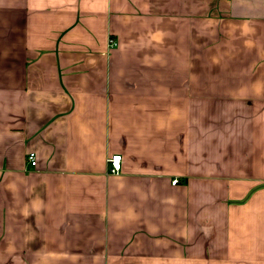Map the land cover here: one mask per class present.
<instances>
[{
    "label": "crops",
    "instance_id": "0c3cea01",
    "mask_svg": "<svg viewBox=\"0 0 264 264\" xmlns=\"http://www.w3.org/2000/svg\"><path fill=\"white\" fill-rule=\"evenodd\" d=\"M0 264H264V0H0Z\"/></svg>",
    "mask_w": 264,
    "mask_h": 264
},
{
    "label": "built area",
    "instance_id": "2783aa9c",
    "mask_svg": "<svg viewBox=\"0 0 264 264\" xmlns=\"http://www.w3.org/2000/svg\"><path fill=\"white\" fill-rule=\"evenodd\" d=\"M113 44V41L111 42ZM27 160L30 162L31 165H35V156L33 152L28 153ZM107 169L110 173H118L120 171V162H121V155L120 154H112L111 156L107 157ZM177 179L171 180V183L174 184Z\"/></svg>",
    "mask_w": 264,
    "mask_h": 264
}]
</instances>
